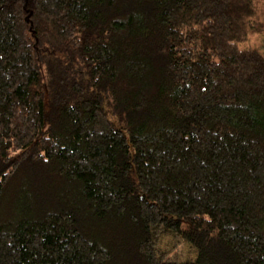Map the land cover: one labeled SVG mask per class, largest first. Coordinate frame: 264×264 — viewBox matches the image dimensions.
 I'll use <instances>...</instances> for the list:
<instances>
[{
    "label": "trees",
    "instance_id": "trees-1",
    "mask_svg": "<svg viewBox=\"0 0 264 264\" xmlns=\"http://www.w3.org/2000/svg\"><path fill=\"white\" fill-rule=\"evenodd\" d=\"M263 34L264 0H0V264H264Z\"/></svg>",
    "mask_w": 264,
    "mask_h": 264
},
{
    "label": "rangeland",
    "instance_id": "rangeland-1",
    "mask_svg": "<svg viewBox=\"0 0 264 264\" xmlns=\"http://www.w3.org/2000/svg\"><path fill=\"white\" fill-rule=\"evenodd\" d=\"M251 45L261 47L264 45V34L252 38ZM158 248L166 252L170 257L179 261H192L196 257V251L183 240H174L170 234L162 232L158 237Z\"/></svg>",
    "mask_w": 264,
    "mask_h": 264
}]
</instances>
